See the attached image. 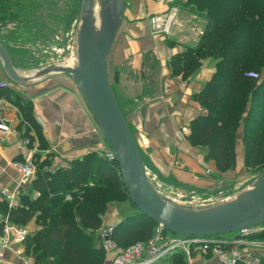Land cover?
Here are the masks:
<instances>
[{
    "label": "trees",
    "instance_id": "obj_1",
    "mask_svg": "<svg viewBox=\"0 0 264 264\" xmlns=\"http://www.w3.org/2000/svg\"><path fill=\"white\" fill-rule=\"evenodd\" d=\"M9 2L0 0V21L10 14L4 10ZM171 6L204 24L197 44L170 59L171 76L196 75L204 61L214 68L211 78L192 96L201 110L188 125L187 141L207 145L220 171L232 166L239 141L246 165L258 167L264 161V0H177ZM0 97L18 109L23 137L31 142L29 134L35 130L40 149H48L31 102L5 87H0ZM96 156L68 161L54 171L49 170L50 157L39 161L21 194V206L3 207L14 223L34 221L38 228L24 242V253L33 264H103L97 237L102 214L107 204L125 203L126 196L134 212L113 229L111 240L122 250L152 237L157 224L132 204L118 163ZM167 261L185 264L182 254Z\"/></svg>",
    "mask_w": 264,
    "mask_h": 264
},
{
    "label": "crops",
    "instance_id": "obj_2",
    "mask_svg": "<svg viewBox=\"0 0 264 264\" xmlns=\"http://www.w3.org/2000/svg\"><path fill=\"white\" fill-rule=\"evenodd\" d=\"M125 3L121 25L107 59V68L115 78L114 85L126 112L125 121L139 139L143 138L139 148L148 158L151 169L159 168L161 175L173 174L177 179L189 180V184L202 187V182H206L204 171L192 159L179 154L177 157L180 160L175 164L170 160L173 155L187 149L186 135L181 133V128H187L200 108L192 96L200 91L214 72L213 64L204 61L198 73L188 81L171 76L169 63L172 56L197 44L194 45V41L199 21L195 16L179 10L170 35L162 37L153 34L148 16L165 13L172 7L168 2L125 0ZM1 83H5V88L12 91L21 92L25 89L32 104L33 117L48 146V150L40 152L43 155L41 160L51 154L50 160L55 161V165L56 161L67 162L88 154L98 155L99 140L92 133L93 118L70 77L57 75L32 87L21 88L10 84L0 74ZM0 99L8 104L6 115L14 122L17 131L16 139H0L1 191L12 190L18 183V175L11 164L24 163L30 157L35 159L38 151L27 144L26 138L18 130L21 122L18 109L6 99ZM195 160L199 164V156ZM57 168L50 165L49 170ZM30 181L19 188L17 207L21 206V194ZM3 207L9 210L7 203L0 198V220L8 215ZM11 223L26 229L28 236L33 233L32 230L38 229L35 223L31 226L30 221L26 225ZM260 256V259H264V252ZM6 257L12 262L23 264L10 252H6Z\"/></svg>",
    "mask_w": 264,
    "mask_h": 264
},
{
    "label": "water",
    "instance_id": "obj_3",
    "mask_svg": "<svg viewBox=\"0 0 264 264\" xmlns=\"http://www.w3.org/2000/svg\"><path fill=\"white\" fill-rule=\"evenodd\" d=\"M125 7V0H82L72 66L63 62L20 71L0 44L4 78L14 86L27 88L53 76L70 77L118 163L132 204L164 230L197 238L221 236L263 224L264 169L233 198L205 209H187L167 202L151 186L137 144L108 79L107 59Z\"/></svg>",
    "mask_w": 264,
    "mask_h": 264
},
{
    "label": "rangeland",
    "instance_id": "obj_4",
    "mask_svg": "<svg viewBox=\"0 0 264 264\" xmlns=\"http://www.w3.org/2000/svg\"><path fill=\"white\" fill-rule=\"evenodd\" d=\"M155 1H166L169 5H172L177 0ZM81 2L82 0H10L9 7H7L8 9H4L6 11L8 10L10 14H7V17H5L3 21H0V42L8 52L14 67L20 71H30L73 60L76 52L75 37L79 25ZM172 8L177 7L172 6ZM12 16L13 19L11 18ZM150 17L151 16H148V18ZM197 19L199 23L196 25L194 45L204 32L203 20ZM203 63L204 62L201 64ZM152 70H154V67H152ZM107 72L111 89L124 116L126 112L114 85L115 78L108 68ZM0 74L3 75L1 66ZM148 75H150V72ZM194 76L195 75L183 80L188 81ZM176 77L181 78V76ZM18 93L23 100L30 101L25 89H22L21 92ZM200 110L201 108L196 110L195 114H198ZM93 124L92 133L95 138H97V141L99 140L97 147L98 155L96 157L107 158L106 155H108L111 150L94 120ZM188 125L186 126L187 128H181V133L183 132L186 135L184 139L188 146L187 149L180 153L177 152L178 154L175 156L173 155L174 157L172 156L170 160L172 164H175L177 160H180L177 157L179 154L192 159L196 165L204 171L203 178H205L204 180H206V182H202V187L189 184V180L177 179L173 174L168 176L161 175L157 167V170L151 169L148 158L141 153L142 150L139 148L143 138L141 137L139 139L134 129L128 125L141 154L148 181L165 201L187 209L198 210L209 208L233 198L236 194L244 190L248 184L254 181L263 171L264 161L258 167L246 165L245 152L239 141L234 147L232 166L224 171H220L217 169L212 155L210 156L207 145L203 144L199 147L197 144L187 141L186 137L190 134ZM29 137L32 141H28V144L31 145L33 150L36 152L38 151V153H35V159L34 157H30L29 160L36 169L37 163L41 161L43 156L40 152L44 149H40V139L35 130H31ZM50 155L51 154H49V157ZM196 156H199V164L195 160ZM82 158L83 157H80V159ZM54 162L55 161L51 160L52 168H54V166L62 168L68 161H56L55 165ZM177 167H180V165ZM123 199L125 203L122 204H107L106 211L102 214V229L110 230L111 235L113 229L118 227L125 218L132 215L134 212L130 201H127V196ZM30 225H34V222L30 221ZM32 232L34 233L35 231L32 230ZM166 234L169 237L177 236V234L169 231H166ZM233 235V233H229L222 235V237L231 238ZM100 244L102 246L101 240ZM162 264H170V262L166 261Z\"/></svg>",
    "mask_w": 264,
    "mask_h": 264
},
{
    "label": "built area",
    "instance_id": "obj_5",
    "mask_svg": "<svg viewBox=\"0 0 264 264\" xmlns=\"http://www.w3.org/2000/svg\"><path fill=\"white\" fill-rule=\"evenodd\" d=\"M178 14L177 8H169L167 12L152 15L148 24L153 34L169 36ZM0 87H7L1 83ZM8 104L0 99V139H16L17 131L14 122L7 117ZM28 144V141H26ZM108 160H115L110 152ZM11 167L18 175V183L14 189H2L0 198L8 209L17 207L18 190L27 184L35 174L30 161L13 162ZM37 196V195H35ZM66 201L70 197L65 198ZM231 238L221 236L197 237L171 236L166 234L162 226L157 225L152 237L146 242H137L125 249H119L111 240L110 230L100 228L97 236L101 240L105 254L103 264H162L176 254H182L185 264H259L261 252H264V239L255 238L264 235V223L252 229L233 233ZM28 231L11 223L9 216L0 220V264H17L6 257L10 252L23 264H33L31 258L24 253V242Z\"/></svg>",
    "mask_w": 264,
    "mask_h": 264
},
{
    "label": "bare ground",
    "instance_id": "obj_6",
    "mask_svg": "<svg viewBox=\"0 0 264 264\" xmlns=\"http://www.w3.org/2000/svg\"><path fill=\"white\" fill-rule=\"evenodd\" d=\"M74 62H75V59H73L71 61L64 62V64L68 65V66H72V65H74Z\"/></svg>",
    "mask_w": 264,
    "mask_h": 264
}]
</instances>
